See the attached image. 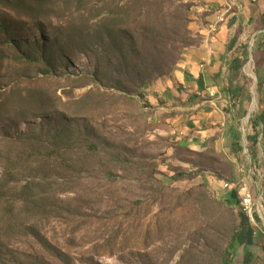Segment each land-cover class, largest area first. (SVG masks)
Listing matches in <instances>:
<instances>
[{
	"label": "rangeland",
	"instance_id": "374dc122",
	"mask_svg": "<svg viewBox=\"0 0 264 264\" xmlns=\"http://www.w3.org/2000/svg\"><path fill=\"white\" fill-rule=\"evenodd\" d=\"M24 2L0 0V26L22 11L11 31L0 29L4 257L50 259L42 235L59 264H221L235 226L252 223L238 197L247 181L259 210L255 244L235 264H264L263 25L226 85L221 120L206 123L193 102L217 93L188 95L177 74L194 42L192 17L209 0ZM122 7L131 13L126 49ZM223 7L210 32L231 10ZM18 47L55 69L19 60Z\"/></svg>",
	"mask_w": 264,
	"mask_h": 264
},
{
	"label": "crops",
	"instance_id": "0c3cea01",
	"mask_svg": "<svg viewBox=\"0 0 264 264\" xmlns=\"http://www.w3.org/2000/svg\"><path fill=\"white\" fill-rule=\"evenodd\" d=\"M209 3L198 7L192 17L190 30L194 42L188 48L183 68L177 74L180 83L191 87L188 95L205 90L217 93L216 99L193 102L195 106L192 109L196 107L198 110L193 112V117L199 120L208 117L206 123L212 119L221 120L218 105L228 103L226 91L229 88L226 85L233 82L246 61L251 39L262 32L258 24L264 27V0H232L229 4L228 0H209ZM223 6H229L231 10L225 9L228 13L224 23L218 25L215 33L210 32V25L224 18H216L217 11ZM214 7H217L215 11ZM156 88L154 85L153 91H157Z\"/></svg>",
	"mask_w": 264,
	"mask_h": 264
},
{
	"label": "trees",
	"instance_id": "16d2710c",
	"mask_svg": "<svg viewBox=\"0 0 264 264\" xmlns=\"http://www.w3.org/2000/svg\"><path fill=\"white\" fill-rule=\"evenodd\" d=\"M14 3L19 7L18 9H25L26 4L24 0H14ZM126 7H122L121 9V16L123 21V26L125 27L124 32L121 33V40H120V47H123V49L127 48L128 43H131L133 41V38L129 36L128 28L130 26V12L125 9ZM18 9H12L11 14H5V17L2 20V25L0 26V29L3 33H8L13 28L12 24H10L13 20H15L18 16L21 15V10ZM123 10H126V12H123ZM20 13V14H19ZM143 13V12H142ZM141 13V14H142ZM16 17H15V16ZM124 18V19H123ZM7 20L9 22H7ZM21 47L15 48L19 50ZM22 54V58H19V60H25L27 64H37L41 63L43 66V73L44 74H51L53 69H55V63L51 58L41 56L38 57L37 55L33 54L31 50H19ZM1 58H7V56L4 54V52H0ZM143 84V83H142ZM116 87L119 89L123 87V84L120 80L115 81ZM260 121V118L253 121L254 126L256 127ZM234 151H237L238 149L233 148ZM230 196V193H228ZM228 196V197H229ZM236 201V200H234ZM255 226L252 224H243L240 222L235 226V231L233 233V236L231 238L230 243L228 244V247L223 255V260L221 264H235L236 258H237V251L240 248L244 249V253L246 255L249 254V248L252 247L255 244ZM2 238V237H1ZM36 239L41 243L44 247V251L47 252V255H49L51 258L47 259L45 256H41L40 258V264H59L60 259L57 257L58 250L52 246L48 241L45 239L42 235H36ZM4 246V241H1L0 239V247ZM52 259V260H51ZM0 264H11L2 254V250L0 249Z\"/></svg>",
	"mask_w": 264,
	"mask_h": 264
},
{
	"label": "built area",
	"instance_id": "2783aa9c",
	"mask_svg": "<svg viewBox=\"0 0 264 264\" xmlns=\"http://www.w3.org/2000/svg\"><path fill=\"white\" fill-rule=\"evenodd\" d=\"M215 33V31H213ZM214 96V92L211 93ZM231 185L228 183V189ZM238 197L240 206L246 216H248L253 226H257L255 216L258 214V205L256 204V197L251 185L247 181L241 182L238 187Z\"/></svg>",
	"mask_w": 264,
	"mask_h": 264
}]
</instances>
